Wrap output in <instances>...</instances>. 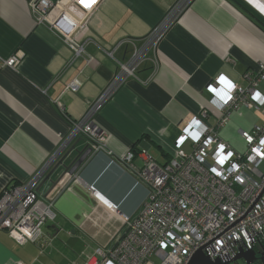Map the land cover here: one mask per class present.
Masks as SVG:
<instances>
[{"label":"crops","instance_id":"obj_1","mask_svg":"<svg viewBox=\"0 0 264 264\" xmlns=\"http://www.w3.org/2000/svg\"><path fill=\"white\" fill-rule=\"evenodd\" d=\"M174 1L101 0L79 34L88 38L85 49L92 61L86 64L82 58L72 60L70 48L50 24L37 21L33 0H0V192L6 184L31 177L58 144L59 134L69 131V119L80 118L112 78L116 63L105 50L120 38L144 36ZM250 12L240 0H192L159 42L158 68L142 64L140 79H129L98 111L104 149L47 196L49 181L38 189L43 198L54 197L55 217L42 226L46 244L19 243L0 230V264H68L80 260L84 249L112 243L119 219L111 218L89 186L121 215L138 211L147 186L119 157L133 151L132 162L140 167L145 149L157 161H167L181 129L210 98L206 85L212 78L223 73L246 84L245 71H256L264 61V21ZM18 52L16 64L6 66L5 60ZM128 52L122 45L114 56L126 59ZM73 78L78 90L65 89ZM257 87L264 93V79ZM213 122L214 117L208 119ZM183 148L189 151V143Z\"/></svg>","mask_w":264,"mask_h":264},{"label":"built area","instance_id":"obj_2","mask_svg":"<svg viewBox=\"0 0 264 264\" xmlns=\"http://www.w3.org/2000/svg\"><path fill=\"white\" fill-rule=\"evenodd\" d=\"M100 2L90 0V6L85 7L81 0H33L31 8L38 22H47L58 32L70 48L72 60L82 58L89 64L92 56L85 49L88 38L80 39L79 34ZM191 2L175 0L144 36L120 38L105 50L116 63L114 75L80 118L69 119V131L59 134L58 144L31 177L1 189L0 230H6L19 243L46 244L42 226L55 217L54 197L43 198L38 185L77 137L90 141L92 153L104 149L103 131L96 122L98 111L129 79H140L142 64L150 62L153 71L158 68V44ZM240 2L264 20V0ZM122 45L129 47L126 59L114 56ZM19 57L20 52L4 63L13 67ZM244 76L245 85L223 73L208 82L206 89L211 96L201 113L181 129L168 162L157 161L145 149L141 150L140 167L132 162L133 151L119 157L148 188V196L135 215H121L113 203L89 186L93 197L111 211V218L117 216L119 226L109 246L84 249L80 260L72 259L68 264H187L197 249L213 258L264 244V117L248 130L238 129L246 146L243 151L219 135L234 110L248 107L264 111V93L257 87L264 79V61L258 63L256 71H245ZM79 86L73 78L65 89L76 91ZM211 117L214 122L210 124ZM187 142L189 151L183 148Z\"/></svg>","mask_w":264,"mask_h":264},{"label":"water","instance_id":"obj_3","mask_svg":"<svg viewBox=\"0 0 264 264\" xmlns=\"http://www.w3.org/2000/svg\"><path fill=\"white\" fill-rule=\"evenodd\" d=\"M251 20H253V18H251ZM92 148L93 147L90 144V141L81 137H77L69 145L65 152L60 156V158L55 162L51 169L46 173V175L43 177L40 184L38 185V189L46 181H49L51 183V186L45 194V196H47L53 189L58 186L61 181H63V178L65 176L73 174L89 157L93 155ZM56 171H58V174L53 177L52 175ZM57 231H59V228L57 229ZM253 255V250H240L238 253L235 254V256L225 261H221L218 258L211 260L201 250H198L193 253L187 264H227L232 260L240 258L244 259L246 262H250L253 259Z\"/></svg>","mask_w":264,"mask_h":264},{"label":"rangeland","instance_id":"obj_4","mask_svg":"<svg viewBox=\"0 0 264 264\" xmlns=\"http://www.w3.org/2000/svg\"><path fill=\"white\" fill-rule=\"evenodd\" d=\"M256 18H258V17H256ZM258 19L260 20V18H258ZM263 117H264L263 109L258 110V109L248 108V107H241L240 110H234L232 112L229 121L223 127H221V129L219 130V135L224 140H226V141L228 140L227 142L230 143V145L232 147H234L236 150L243 151L246 149V146H245L243 140L241 139V137L239 135L238 129L241 127H245V125H247V123H249V122L254 123L256 119L260 118V120H261ZM159 162H161V161H159ZM198 250H201V249H197L193 253H195ZM240 250H244V249L240 248L236 253H238ZM249 250L254 251V248L249 249ZM244 251H247V250H244ZM193 253H192V255H193ZM203 253L205 255H207L205 252H203ZM235 254H233V255L228 254V255L218 256V257H213V258L210 257L209 255H207V256L211 260L218 258L221 261H225V260L235 256ZM236 260H238V259H236ZM242 260H244V259H242ZM232 261H234V260H232ZM232 261H230L229 263H231ZM229 263H227V264H229Z\"/></svg>","mask_w":264,"mask_h":264},{"label":"flooded vegetation","instance_id":"obj_5","mask_svg":"<svg viewBox=\"0 0 264 264\" xmlns=\"http://www.w3.org/2000/svg\"><path fill=\"white\" fill-rule=\"evenodd\" d=\"M229 264H264V244L254 248L253 259L250 262L238 259Z\"/></svg>","mask_w":264,"mask_h":264},{"label":"snow or ice","instance_id":"obj_6","mask_svg":"<svg viewBox=\"0 0 264 264\" xmlns=\"http://www.w3.org/2000/svg\"><path fill=\"white\" fill-rule=\"evenodd\" d=\"M81 3L84 4L85 7L90 6V0H81Z\"/></svg>","mask_w":264,"mask_h":264},{"label":"bare ground","instance_id":"obj_7","mask_svg":"<svg viewBox=\"0 0 264 264\" xmlns=\"http://www.w3.org/2000/svg\"><path fill=\"white\" fill-rule=\"evenodd\" d=\"M170 158H171V156H170L169 159H168L167 161H165V162H168V161L170 160ZM147 190H148V188H147ZM147 196H148V191H147V195H146V197H147ZM143 202H144V201H143ZM110 203H111V202H110ZM142 204H143V203H142ZM115 206H116V205H115ZM141 207H142V205L140 206V208H141ZM116 208H117V207H116ZM140 208L138 209V211L140 210ZM138 211H137V212H138ZM137 212H136V213H137ZM136 213H135V214H136ZM135 214H134V215H135ZM131 216H133V215H131ZM190 258H191V256H190ZM190 258H189V260H190Z\"/></svg>","mask_w":264,"mask_h":264},{"label":"clouds","instance_id":"obj_8","mask_svg":"<svg viewBox=\"0 0 264 264\" xmlns=\"http://www.w3.org/2000/svg\"><path fill=\"white\" fill-rule=\"evenodd\" d=\"M251 13H252V12H251ZM255 16H256V15H255ZM256 17H258V16H256ZM258 18H259V17H258ZM260 19H261V18H260ZM99 195H100V197H101L102 199H104L105 201L109 202L106 198L103 197L102 194L99 193Z\"/></svg>","mask_w":264,"mask_h":264},{"label":"trees","instance_id":"obj_9","mask_svg":"<svg viewBox=\"0 0 264 264\" xmlns=\"http://www.w3.org/2000/svg\"><path fill=\"white\" fill-rule=\"evenodd\" d=\"M251 13V12H250ZM252 15L254 16V14L252 13ZM256 17V16H255ZM251 18V17H250ZM261 20H263V19H261ZM264 21V20H263Z\"/></svg>","mask_w":264,"mask_h":264}]
</instances>
